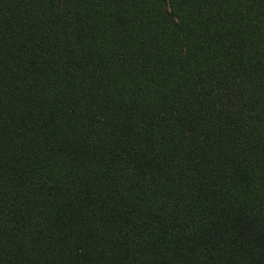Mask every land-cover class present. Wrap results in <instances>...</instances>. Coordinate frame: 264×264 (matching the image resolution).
Instances as JSON below:
<instances>
[{"label":"trees","instance_id":"obj_1","mask_svg":"<svg viewBox=\"0 0 264 264\" xmlns=\"http://www.w3.org/2000/svg\"><path fill=\"white\" fill-rule=\"evenodd\" d=\"M0 264H264V0H0Z\"/></svg>","mask_w":264,"mask_h":264}]
</instances>
